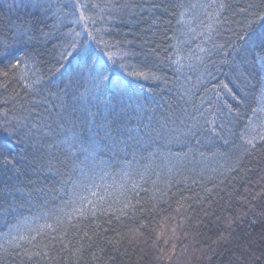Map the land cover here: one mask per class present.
<instances>
[{
    "label": "trees",
    "instance_id": "obj_1",
    "mask_svg": "<svg viewBox=\"0 0 264 264\" xmlns=\"http://www.w3.org/2000/svg\"><path fill=\"white\" fill-rule=\"evenodd\" d=\"M44 2L47 14L0 0V126L7 113L33 134L19 142L0 132V199L12 205L0 214V264H264V74L232 50L264 0ZM80 4L89 19L76 23ZM101 38L116 47L105 50ZM73 40L92 61L69 75L57 61ZM97 62L117 78L162 77H128L133 98L109 117L112 139L80 110ZM193 124L195 135L173 139ZM86 178L100 186L106 211L45 228L70 211L72 184ZM126 199L135 211L122 215Z\"/></svg>",
    "mask_w": 264,
    "mask_h": 264
},
{
    "label": "snow or ice",
    "instance_id": "obj_2",
    "mask_svg": "<svg viewBox=\"0 0 264 264\" xmlns=\"http://www.w3.org/2000/svg\"><path fill=\"white\" fill-rule=\"evenodd\" d=\"M21 3L24 7H33L41 10L43 13L47 14L51 9V4L45 3L44 0H27L25 4L23 0ZM88 6L86 4H80L79 8L81 9V15L75 21L79 23L81 20L89 19L86 15H84V10ZM219 7L224 8L227 7L225 4L219 5ZM250 8L255 7L254 5H249ZM55 15V13H53ZM57 20L62 24L63 20L57 16ZM259 21L258 27H253L256 22ZM211 28V26H209ZM30 29L25 31H21V37L25 36L27 32H30ZM43 35L47 36L48 33H44ZM95 40L96 37H93ZM236 41L232 45V50L236 52V55L241 58V62L243 64H247L251 62L253 65V70L257 73L264 74V12H253L252 18L249 20L246 29L240 33L236 34ZM98 44L101 45L105 50L110 47H116L115 44L109 45L108 41L99 39ZM3 47V45H0ZM63 51L60 52V59L57 61L60 63L65 71L71 70L69 75L72 73H79L82 71L81 64L83 63L87 66L92 61V51L83 49L77 46L75 41H71L66 43V45H62ZM131 54V53H129ZM227 55H231V52L227 53ZM108 61H110L113 65L117 64V59L111 51L107 52ZM66 58H72L76 60V65L73 66L71 62L67 65L63 64V61ZM20 61H17L13 67H18ZM97 63L92 64V71L89 73V87L86 91L89 94L88 102L81 106V111L84 113V122L89 121V117H91V123L94 130H97V134H99V129L104 128L105 134L109 139H112L111 132L108 131V121L109 117L117 118L124 113L127 104L125 102V97L127 99L133 98V88H132V80L128 77L144 79V80H152L153 82L160 83L162 81V77L155 75L154 73H145L143 71H132L127 73L123 78H117L114 74H110V70L106 67V65H98ZM121 68H124V65H120ZM5 76L8 75L7 72L4 73ZM242 75H247V73H242ZM229 94L232 93V90L227 87V85L223 86ZM83 99V97H81ZM139 100V98H137ZM95 103H92V102ZM88 104H92V107L97 108V112L93 113L89 111ZM100 105L103 107V111H100ZM75 107V106H74ZM106 113V115H105ZM98 116H103V122L98 119ZM5 123L0 126V132H3L10 138H16L19 142H24L25 140H30L32 137V130L27 126L26 122L22 118H14L16 123H12L7 120V113L4 114ZM149 127V126H145ZM163 127V126H162ZM11 129V131L9 130ZM196 124H193L192 127L188 128L187 133L184 131H180L178 135L173 136V139L176 142H179L181 138L187 139L189 134L195 135L197 131ZM159 134V133H158ZM147 140L152 141L154 138L151 132L146 133ZM259 140L264 142V133L258 134ZM256 137H253L252 140H249L247 143L252 147L256 145L253 141ZM115 144V140H113ZM42 145L36 147V151H41ZM88 182L85 181H76L72 184V195L66 204V208L70 209V211H65L63 213V218L56 217L53 220L52 224H46L44 227L52 230L53 232L57 231V229L63 224L67 223L72 225L73 220H78L81 218H86L87 214H91L95 216L97 211H106L104 209V197L100 192L96 191L100 186L97 185L94 181H91L90 178H86ZM134 187H136L134 185ZM15 191H20V189H15ZM7 201L0 199V214L11 209L12 205H8V209L4 208V204ZM133 209L135 211V205L132 204L131 200H125L123 207L117 208L116 211L121 213L122 215H126L127 209ZM119 219V217H117ZM56 225L54 227L53 225ZM74 226V225H73ZM39 229L36 230V234L40 235ZM63 235H67L66 231L62 233ZM85 236L87 233L84 234ZM21 239H27V237H21ZM35 239V237H32ZM64 243L63 239L60 241ZM11 243V241L9 242ZM65 250H69L65 248ZM73 251V250H69ZM80 249H75L73 254L78 253ZM37 257L41 259L47 256V253L44 256H41L40 252L34 253ZM171 258L170 256L168 257Z\"/></svg>",
    "mask_w": 264,
    "mask_h": 264
}]
</instances>
